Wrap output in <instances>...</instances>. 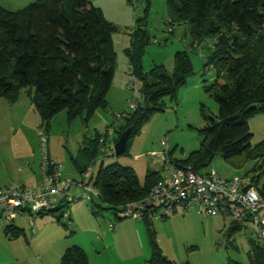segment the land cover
Wrapping results in <instances>:
<instances>
[{
  "label": "trees",
  "instance_id": "1",
  "mask_svg": "<svg viewBox=\"0 0 264 264\" xmlns=\"http://www.w3.org/2000/svg\"><path fill=\"white\" fill-rule=\"evenodd\" d=\"M166 2L168 24L187 23L191 47L212 41V53L204 58L203 71H215L212 83L205 90L217 103L216 117H208L204 127L198 130L202 137L199 148L185 159L174 158L168 151L169 157L181 165H190L197 172H205L202 170L217 154L236 168L247 160H262L259 150L250 145L252 133L248 119L258 113L264 117V0ZM145 25V16L136 20L130 47L125 49L131 74L140 81L137 87L140 98L134 109L121 113V120L109 125L118 137L130 128L127 146L143 123L162 110L161 99L174 98L193 74L185 50L174 53L171 71L156 65L148 73L142 71L141 55L149 41ZM113 30L114 26L104 18L101 9L89 0H34L15 11L0 6V96L12 104L18 100L21 89L33 87L31 101L45 131L49 119L62 110H66L69 120L83 115L87 123L98 108L107 105L105 96L115 63ZM107 140V128L103 135L90 139L82 150L87 160L84 165L74 161L77 168L82 171L93 166L105 150H112L106 147ZM47 158L50 159L48 151ZM253 171L251 183L264 198V183L258 187L260 174L256 169ZM48 172H52L51 166ZM160 172L148 169L144 183L140 184L132 168L117 163L106 167L100 164L91 177L98 195L90 204L111 209L121 219L118 216L121 208L146 197ZM55 211L48 212L55 214ZM56 218L60 222V216ZM141 220L147 227L151 247L150 257L144 264H177L164 256L155 242L149 227L151 219ZM230 222L225 231L226 242L236 249L232 237L242 228ZM3 233L7 238L17 239L23 229L6 223ZM248 260L249 264H264V245L251 242ZM60 264H88V258L80 246L71 245L62 253ZM228 264L241 263L229 261Z\"/></svg>",
  "mask_w": 264,
  "mask_h": 264
},
{
  "label": "rangeland",
  "instance_id": "2",
  "mask_svg": "<svg viewBox=\"0 0 264 264\" xmlns=\"http://www.w3.org/2000/svg\"><path fill=\"white\" fill-rule=\"evenodd\" d=\"M33 1L0 0V6L15 11ZM89 1L99 7L104 18L114 26L111 38L115 63L113 78L105 96L107 105L98 108L87 123L83 121V115L69 120L66 110H62L49 119L45 131L41 117L31 101L34 88L20 90L18 105L22 109L18 108L16 133L12 134L14 125L10 129L12 133L7 129L10 123L0 111V135L5 137L0 140V167L13 168L11 176L17 182L25 180L27 183L23 184L27 187H30L27 176H31L34 182L42 161L40 134H47L50 158L62 164L61 178L79 179V169L74 161L79 163L87 160L82 150L88 146L89 140L97 134L103 135L107 126L114 125L116 114L130 112L129 105L136 101L135 88L140 87V81L135 80L131 74L129 56L125 49L130 47L131 32L136 20L143 16L146 17L149 41L141 55L142 71L148 73L154 65L171 71L174 53L185 50L191 60L193 74L180 86L174 98L166 96L161 99L162 110L153 113L140 130L130 137L124 153L114 155L113 150H105L93 163L94 172L100 164L106 167L117 163L132 168L139 183L143 184L147 169L152 168L148 155L151 150L167 148L174 158L185 159L200 146L202 137L198 130L204 127L208 117L215 118L217 115V103L205 90L212 83L215 71H203L204 58L212 53V41L207 40L199 47H191L192 38L187 23L173 22L172 32L168 31L167 0ZM248 125L252 133L250 145L259 150L262 160H247L240 168H236L217 154L202 171L214 170L229 179L241 177L248 181L254 177L253 170L256 169L260 174L257 184L261 187L264 183L263 115L258 113L249 118ZM117 137L116 132L108 134L106 147L112 148ZM11 139L17 141V148L14 142H10ZM18 167L22 171H16ZM39 188L40 184L36 189ZM77 191L74 189L72 192ZM63 210L55 214L47 212L43 215L17 216L13 225L23 229V234L13 244L3 238L2 230L6 222L0 219V261L6 264H60L62 253L71 245L83 246L91 254V264H144L149 259V235L141 219H117L113 210L102 205H92L83 198L70 204L69 224L63 223L61 219L57 221L56 215ZM110 222L121 225L116 236L109 234L112 233ZM149 224L163 255L177 264H228L229 261L249 264L250 243L259 242L252 236L250 227H246L233 235L236 249L231 247L225 237L230 220L221 215H205L197 208L186 212L178 208L165 219L152 218Z\"/></svg>",
  "mask_w": 264,
  "mask_h": 264
},
{
  "label": "built area",
  "instance_id": "3",
  "mask_svg": "<svg viewBox=\"0 0 264 264\" xmlns=\"http://www.w3.org/2000/svg\"><path fill=\"white\" fill-rule=\"evenodd\" d=\"M167 29L171 32V26ZM139 98L138 89L135 88L136 101L130 103L129 110L136 107ZM121 118L122 114H116L114 124ZM112 132L113 127L108 126L107 133ZM39 139L43 146L39 168L40 188L20 185L0 187V219L6 223H12L17 216L24 214L33 216L64 208L59 216L65 224H69L70 204L79 198L91 202L98 195L96 188L91 184L94 173L92 165L81 171L79 179H62L61 162L47 158L46 134H40ZM49 166L52 168L51 173L48 172ZM159 170L160 176L149 194L139 201L125 204L118 212L119 217L165 219L178 208L184 211L197 208L205 215L224 216L241 228L250 227L254 239L264 245V198L250 179H229L214 170L197 172L190 165H181L172 160L167 148L163 151ZM245 185L247 188L243 191ZM74 189L78 191L73 193ZM30 223L32 224V220ZM109 227L112 229V222Z\"/></svg>",
  "mask_w": 264,
  "mask_h": 264
},
{
  "label": "crops",
  "instance_id": "4",
  "mask_svg": "<svg viewBox=\"0 0 264 264\" xmlns=\"http://www.w3.org/2000/svg\"><path fill=\"white\" fill-rule=\"evenodd\" d=\"M171 32H172V27H171ZM18 102H19V98H18V100L16 102L10 104V103L7 102V100L4 97L0 96V111H1L2 115L5 117V119L8 120V122L10 123L9 126L7 127V129L11 132L12 130H10V129L13 127L12 125L15 126V129L13 130V133L11 132L12 134L16 133V131H17L16 117H17L18 108L22 109V107H20L18 105L19 104ZM13 120H15V122ZM12 121L14 122V124L12 123ZM4 138H5L4 135H0V140L1 141ZM10 142L11 143L14 142V145L17 148V143H16L17 141H13L11 139ZM1 151H2V148L0 147V153H1ZM47 151H48V149H47ZM163 151L164 150H151V152L148 155L150 157V163H151V167L152 168H148V169H150V170H159L160 169L162 156H163ZM48 156H49V158L51 157L49 151H48ZM41 162L42 161H40L39 167L37 168V179L35 178V181L32 182L31 180H33V179H31V176L30 177L27 176V179L30 181L29 182L30 183V188H38L39 187V184H40V181H41L40 180V173H39L40 172L39 168H40ZM83 162H84V160L79 162L78 164L79 165H84L85 162L84 163ZM11 171L14 172V169L11 168L10 166L6 167V168H1L0 167V187L1 186L16 185V184L20 185V183H21V186L27 187V186H25L26 184H23V182H25V183H27V182L25 180H20L21 182H19V181L17 182V180L14 177L11 176L12 175ZM16 171H22V170H21V168L18 167ZM80 173H81V170H79V175H80ZM24 179H26V177H24ZM120 226H121L120 223H118L117 225L114 224L112 229H111L112 233H109V234L112 235V236H116L119 233V231H120ZM137 227H138V223H137ZM138 228H140V227H138ZM2 235H3V238L5 240L11 242L12 244H13V242H15V240H18V239L7 238L4 235L3 230H2ZM80 247L85 251V253L87 255L88 264H91V261H90L91 260L90 259V255L91 254H89L87 252V250H85V248L83 246H80ZM97 254H98V252L96 253V256L98 257ZM99 260H101V259H99ZM2 263H5V262L0 261V264H2Z\"/></svg>",
  "mask_w": 264,
  "mask_h": 264
},
{
  "label": "water",
  "instance_id": "5",
  "mask_svg": "<svg viewBox=\"0 0 264 264\" xmlns=\"http://www.w3.org/2000/svg\"><path fill=\"white\" fill-rule=\"evenodd\" d=\"M130 128H126L118 137V139L114 142L112 150L114 155H120L125 152L127 148V140L129 137ZM247 186L243 187V191H245Z\"/></svg>",
  "mask_w": 264,
  "mask_h": 264
}]
</instances>
